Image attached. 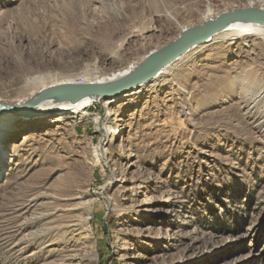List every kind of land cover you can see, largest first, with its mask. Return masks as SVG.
Returning <instances> with one entry per match:
<instances>
[{"label": "rangeland", "instance_id": "1", "mask_svg": "<svg viewBox=\"0 0 264 264\" xmlns=\"http://www.w3.org/2000/svg\"><path fill=\"white\" fill-rule=\"evenodd\" d=\"M248 7L264 0H0V101L108 78ZM239 42L96 103V123L21 120L0 171V264H264V39Z\"/></svg>", "mask_w": 264, "mask_h": 264}, {"label": "bare ground", "instance_id": "2", "mask_svg": "<svg viewBox=\"0 0 264 264\" xmlns=\"http://www.w3.org/2000/svg\"><path fill=\"white\" fill-rule=\"evenodd\" d=\"M215 16L216 15H210V17L207 20L214 19ZM185 29L186 28L184 27L182 31ZM244 38L264 39V26L252 24L245 20L238 19L232 22L229 26H227L223 30L213 35L208 42L191 48L188 52H186L185 54H183L182 56L178 57L176 60L165 66L156 76L153 77V79H151V81L139 86L138 88L133 89L132 91H129L125 95L135 96L138 94H142L145 91H147L149 87L151 88L155 85L160 84V82L163 81L167 76L172 75V73L178 70V68H180L184 63L189 61L191 57L199 53L204 48V46H207V44L209 45L210 43L212 44L216 43L217 45L218 44L224 45L226 43H229L227 45H234L239 41H242ZM145 57H143L142 61L145 59ZM138 64L135 63L131 65L129 64V66L125 67L124 70L123 69L118 70L117 72L111 74L110 77L108 78L98 79V80L96 79V81H90L88 83L86 82L85 84H92L97 86H109L118 83L130 77L131 74L136 69V67L138 66ZM227 80L228 79L224 77V78H220L219 82L225 83ZM66 84H74V82H61L58 84H51L45 88H41L38 91V93L34 95H38L39 93L47 89L58 87L61 85H66ZM125 95L120 97L122 98ZM120 97H117L115 99H118ZM29 99L30 98L24 101H27ZM115 99L102 101L99 97H95V96L75 99L73 94L71 93L57 92L50 95L45 100H43L38 105H36L34 108H32L29 112L30 114H27L26 116L20 117L11 113L0 112V171L1 169L4 168V164H5V156L3 152L5 149L4 146L7 145V142L9 141V139H11V137L15 136L14 135L15 132H18L20 129L23 128L24 125L28 124L22 122L21 120L24 121L34 120L32 118L35 116L38 117L40 115H49L50 113V115L47 118H44L39 122H36L34 124L29 123L30 125H33L32 127L33 130H39L44 127H48L49 125L59 123L65 119H76V118L81 119L83 117H88V116H91L92 121L96 123L99 117L88 114L86 115L87 110L96 103H102L103 107L107 109L109 105L112 103V100ZM24 101H18L16 103H22ZM0 103H5V102L0 101ZM56 112H58L59 114L56 115ZM16 119L19 120L17 121ZM114 132H115L114 129H112L110 126H107L104 128V132L101 133V140H100L101 145L96 146L93 150L94 157L96 158L97 161L100 160L99 158L100 149L102 148L103 142H105L109 137H111V135ZM25 139L27 138H24L23 140ZM87 258H88L87 259L88 263L91 264L93 257H91L90 255Z\"/></svg>", "mask_w": 264, "mask_h": 264}, {"label": "water", "instance_id": "3", "mask_svg": "<svg viewBox=\"0 0 264 264\" xmlns=\"http://www.w3.org/2000/svg\"><path fill=\"white\" fill-rule=\"evenodd\" d=\"M242 19L252 24L264 26V9L248 7L236 8L217 15L214 19L206 20L202 24L186 28L174 40L165 46L150 51L141 61L134 72L127 79L109 86H97L92 84H66L47 89L23 103H0V112H6L23 117L30 114V110L57 92L73 94L75 99L95 96L102 101L115 99L129 91L151 81L165 66L188 52L191 48L204 44L210 38L229 26L232 22Z\"/></svg>", "mask_w": 264, "mask_h": 264}]
</instances>
